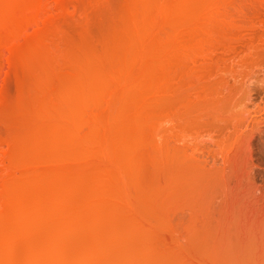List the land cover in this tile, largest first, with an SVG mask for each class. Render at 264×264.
I'll return each mask as SVG.
<instances>
[{
  "label": "rangeland",
  "instance_id": "rangeland-1",
  "mask_svg": "<svg viewBox=\"0 0 264 264\" xmlns=\"http://www.w3.org/2000/svg\"><path fill=\"white\" fill-rule=\"evenodd\" d=\"M23 1H24V3H27L29 0L28 1L26 0V2H25V0H23ZM66 1H68V0H65V2H63L62 0H42L43 4H45L44 6H46V5L48 6V7L47 6L44 7L42 5L43 6L42 7L43 10L47 11L50 8V10L47 11L46 13H44V12L42 13V15H45L46 18L49 20V21L47 20L48 24L46 23V20H42V19H45L44 16L42 18L39 17L38 20H40L41 22L40 21H39L40 23L37 22V21L36 22L40 24V27L42 29L40 34L38 33L40 30L38 32L37 31L33 32V29H36L39 26V24L37 26V24L34 22L35 25L33 26L31 24L30 25L31 28L28 27L29 25H27L26 27L29 28V29L27 28V30H29V31H24L22 33L23 34L22 37L25 38V36H27V34L30 35L31 32H33V33H31L30 37H27L28 39L27 38L21 39L20 40L21 44L20 43L16 44V47H17L18 51L15 50L16 48L14 49V46L13 47L12 46H8V45L5 46V44H8V43L5 42V41L0 40V116H1L0 120H2L0 122V194H1L0 197L2 196L0 198V206H1L0 207V213H1L2 209H3V212H5V210H6L5 206H7V202H8L6 198H9V196L7 194H5V190H6V189H4L6 187L5 185H8V184L10 185L11 183H12L11 186H15V183H16V185L18 183V184H21V185H23L25 187H28V189L31 188V190H33L35 188L37 190H39V188H42V186L45 187V185H43V182L46 181V180H53V178L59 179V177H61L59 180H62V181H65V182L68 180L67 182H70V181H72L71 178L77 179V178H75V176L78 175V173L81 171L79 173V176L81 175L80 178H82V180L78 176H76V177H78V179H79L78 180V182H79L78 185L81 184V186L79 188H80L82 194L80 196L71 197L72 199L71 198L67 199V203L64 206L67 205L66 207H68L69 209H70V207L73 206L72 207V209H73V208H77V206L79 205L78 206L79 208L83 207V209H84V211L82 209L81 212L82 211L83 212L87 211L86 213H90V212H93L94 210H91V208H90V210H91L90 211L89 208H86V206L84 208V206L81 205V203H82L81 200L83 199V193L86 192V190H88V188L90 187V184H91L90 181H91L92 176H94L95 173H96V175L101 173V176H105V173L111 172L118 178V176H117L118 175V172H117L118 169H117V167L113 166L114 165L113 163L116 161L115 160L116 157L114 155L110 154V156L112 155V157H110V159H109V156H108L109 153L106 156V157H108L107 158L108 161L106 160L105 155H103V154L102 155L104 156V158L102 157V159H101L100 155H93V159L94 160L91 158L92 159V161H91L92 163L89 160L90 165H88L89 163L88 164L85 163V165H84V162L82 161V165H84V166H82V165H80L81 162L78 164V163H76V161H74V163H75L74 164L75 167H74L73 166V162H72L73 159H72V161H70L72 164L67 160L70 163L71 171L74 170V171H72L74 175H72V172H70L69 169L67 171V168H65L66 169L65 172L63 171L64 168L58 169L60 167V165H62V166L65 165L64 167H66V164H68L67 166L69 168V163H64L63 162L64 164L60 163V165L56 164V165H58V166H56V165H53V162H52V166L53 167L56 166L58 171H59L58 172L56 169H53L54 172L51 171L53 173V175H52V173H50V171L48 172L49 169L45 170V168H44L45 166L47 168V165H48V167H49V165H50V167H52L51 166V162H50V164H47L48 162H44V165H43L44 167H42V165H41L42 163L40 164V166H39V164L35 165V163L30 165L29 162H25V161L23 162L22 159L19 158L20 157L19 155L30 152V150H28V148L29 147L33 148L32 145H33L34 141L37 140L36 138H34L35 139L34 140L32 138L33 135L28 133V131L30 130L29 128L32 129L31 123H33L35 121L34 118L31 115L33 113L32 109L33 108L35 109L36 106H37V103L36 102L34 103V101L35 100L37 101L38 100V96H41L39 92L36 93V94H38V96L36 94H34L37 91L36 90L37 87L39 88V86L37 85L38 83H36L38 80H36V79H39V77H41L42 74H43L41 67L44 66L45 64H51V65L53 64L52 65L53 66V70L49 71V74L51 72L49 81L52 82L53 79L55 80V81L53 80V82H52L53 84H54V82L57 83L59 81V80L57 81V79L59 78V75L61 76L60 78H63V77L65 78L66 75L68 76V74L70 73L69 69H71L70 66H68L69 64H71L72 62L73 63L75 62V64H76L78 61L83 63L82 61L85 58H87L86 59L87 61L89 60L90 62H92V65L93 64H94V66H96V65L98 66L99 65L101 69H105L106 70V68H109V67L114 68L117 65V62H115L114 58L112 57V55H110V53H111L110 51H112V53H113V51H115V50H112V49L117 48L116 45H118V44L120 45V43H121L119 41H121L120 39H122V37H119V36L120 35L124 36L123 32H122V28L124 26V23L127 21V20H125V18L127 17L128 10L130 11L131 6L133 4L135 5V3L139 4L140 2H142V0H129V1L128 0H98V1H101V2L103 1L102 3L101 2L100 3L97 2L96 3L97 5L94 3V5H96V6L99 5V8H100L99 9L96 6L94 7L93 0H83V2L85 1L84 2L85 4L82 3V0H78V1H80V3H81L83 8H81V6H79L80 4L77 2V0H75L79 4L78 5V7H80L79 9H83L81 11L78 10V12H77V9H78L77 4L73 3L74 2L73 0H72L73 2L70 0L68 2L69 3L72 2L73 4L71 3L72 5L71 4L68 5V2H66ZM90 1H92L91 2L92 4H90ZM145 1H147V0H143V2H145ZM201 1H204V0H175V1L173 0V2L171 1L173 3V5H174L173 8L176 9V11H177V12L174 11V13L176 12V14L174 15L175 17L170 15L171 17L169 19V17L166 16L165 19L167 21H165V19L163 17L161 18V15H160L159 19L157 18L158 20L156 19L155 23H152L151 24L152 26L150 25L151 27H149V29H147V32L144 33L145 37L148 35L149 32H151L153 30H155V31H153L154 34H153V32L151 33L152 35H157V33L159 34V32H162V30H163V35H164L165 29H167V28H165V25H166V27H167V25H168V27L172 26L173 30H174V28L177 29V31H174V32H178V31L179 32L180 31L183 32L185 30V27H184L185 21H187L186 22L187 25H189L191 23L190 22L191 20H192V23L195 22V21H193V14H196V15L199 16V13H200V16H201V15H203L205 13L204 11H201L200 9H204V7L202 5H205L206 2H207L206 6L208 7V1L207 0H206V2L204 1L203 4L201 3ZM232 1H234L232 3V6L230 5V7H228V10L226 9L230 13V15L227 14L228 12L225 10V8H223L222 10H225L226 13L224 11H221V13L223 12L222 14H224V15L221 14V16H223V18H225V17L228 18V16H230L228 18L229 20L228 19L227 20H228V23H231L230 24L231 26H229V27H232V28H228L229 29L228 32L231 31L229 33V36H230L229 39H231V40H229L228 38H226L227 40L226 39L225 40L227 42L229 41L231 43L228 42L230 44V46L227 44V42L225 44H227L229 47H232L233 49L229 48L230 49V56H229V54H227V52H229V49H225L226 51L228 50L225 53V52H223L224 49L222 50L223 46L221 47L219 45L221 47L220 48L221 51H220V49L218 47L216 48V49H219V50L215 51L214 54H216V55L214 56V54H213V56H214L213 58H214L215 61L218 60V63L220 64V66H218V67L220 69L218 67H216L219 70L215 69V70H217V72L215 74H212L213 75L212 76L213 80L209 79L211 83L209 82V85H208V88H209L210 84L213 85V87H216L217 95L219 94L220 97L217 96L216 94L214 96H212L214 100L216 99L215 101L212 98H206V97L204 98L203 95H202V93H203V91H202L201 96L204 98V102H202L201 107L200 106L199 107L202 108V106H205V104H207V102H210L206 107L208 109V113L210 112L209 114L211 116L210 115L208 116L206 114H203L204 116L202 115V113H207L206 107H204L205 108L204 111L202 110V112L200 114H199L200 110L196 109V110H198V112H196V110H195L194 116L191 115V116H193V120H194V117H195V121L196 120L198 121V122L197 121L194 122L195 124L196 123L200 124L202 122L205 123V121L209 117L208 118L209 120H207L209 122V127L205 128V129L204 128L201 129V127H200L201 125L200 126L198 125L200 127V131L198 130V132L199 133L201 132L200 135L202 134L203 136L206 133V136H204L202 138L209 139V141L211 143L210 142H207V143H210L209 144L210 145L209 148L213 147L212 148L213 149L212 150L213 153L218 154V156L221 153L222 154L219 157L217 156V158H216V155L212 154L211 151H209V153L207 151V154H208L207 155L208 158H207L205 152L203 153L202 150H199L200 154L202 152L205 155V156H202V155L199 154V156H202L203 159H202V157H199L197 155L198 154L197 151L195 152L197 156L194 154V156H196V158H197L196 159L197 161L194 160V159H191L192 157H190V155H192L193 153L191 152V154L189 155L190 152L187 153L188 152L187 150H192V149H189L187 146H185V143H184L185 141H183L184 138H182L181 135H183V133H184L185 135L183 137H187L186 143L189 140L192 141V139H194V141L197 140V139L199 140V137H201V136L200 135H198V136L194 135V136H196V138H194L193 136L191 137V135H193V133L187 132V127H185V124H184V123H187V122H184V120H186V117L184 118V116H185L183 114L184 112L183 113L181 112L183 114V115H180V116H182L181 118L178 116L179 115L178 113H177L178 115L173 114V115L176 116V119L180 118V119H182V122H183V126H182V124L178 125L177 129H178V134L180 135L179 138H182L181 142L184 143V146H182V143L179 141V138H178V140L176 139L178 134L176 136H174V137H176L175 138L176 140L174 139V144H172V146L173 145L175 146V149H176L175 151H176L177 155H178V152L180 153L177 156V158L174 155H171V157L174 156L175 159L171 158L170 155H169L168 157H170V159H172V160H170L168 158V160H169L168 161L166 157H165L166 159L163 157V159H162L163 161L161 162V159H160L159 163L161 162V165L158 163L160 165L157 168L158 171H157V169H155L157 167V166H155L156 163H151L152 161H147V159H148L147 158L146 159V163L144 162V165H142V166H144L143 168L139 169V167H137V170L138 169L140 170V172H138V176H137V179H136L139 185L134 184V186L137 185V187L135 186L136 188L134 186H131V190H130L129 194L126 195L127 197L124 196V195H122V197H121V195H119L120 193L116 189H114L115 181L113 180L112 183L110 181V180H112V178H110V180H109V178H108V180L106 179L102 183V185L99 184L95 188L96 196H98V197L100 196V197H102V199L103 198L104 199L102 201V199L100 198L99 200H101L102 202L100 203V201H99L98 203H100V204L97 203V206L95 205L92 208L94 209L95 207H98L99 209H97V208H95V209H97L99 212L101 210L105 211L107 209L106 212H103L105 214V215L103 214L104 217L102 216L105 219V221H103L104 219H102V217L100 216L101 218H100L99 222L100 221L103 222L101 224L102 226H106L107 227L108 223L110 222L111 224L109 223L110 225L108 226V227H110L112 224H114V222L119 221V222H116L115 224H117V223L120 224V223H122V220H123V222L125 224H129L130 223L129 225L131 227L132 226L135 227V228H133V229H135V231L134 232L132 231L133 233L130 235V236H133V239H132V237H129L130 239H127L126 236H124L122 238V240L124 238H126V240L124 239V241H122V240L117 241V239H116V241H115L114 240L115 237L117 238L119 236V235H117V236L115 235L116 232L114 234H112V236L115 235V237L113 236L114 238L111 237L112 240L109 238L108 242H110V240L113 243H114V241L118 242L116 244L118 249H121V252H123L124 258L127 257V259L125 261L126 263L122 261V263L120 262L119 264H123V263H125V264H131V263L132 264H137V263L138 264H141V263L142 264H152V263L153 264H264V123L260 124L259 125L260 127L257 130H254V128H253V124H254L253 122L254 121L253 120H254V117H256V116L254 115L255 114L253 112L254 110H252L253 106L251 104H249L248 101H246L245 103H242V104H235L237 102V100H235L234 98L237 99V96H236L237 95V93H236L237 92V90H236V86L237 85H235L236 84L235 82L237 81L236 77H237V71H238V61H237V59L234 56L235 54H233L234 53L233 52L234 48L236 49V47H238V43L235 44L236 40L238 39V41H239L240 36L244 37V35H246V34L248 36V35L253 33L252 36H253V39L255 40L256 38H254V34L256 35V32L258 33V31H259L260 33H258V34H260V36H258L257 39L259 41V39L261 38V41L258 42L257 39H256L255 40L256 44L253 41V45L262 46L264 44V42H263L264 41V36L262 35V34H264V0H263V2L260 5L258 4V9H257V11H255L256 14L252 15L253 16L252 17L253 18V22H252L250 16L246 17V15H245L244 18H239L237 16V14H235V13H238V15L241 14V13H239V12H241L240 9H242L241 8L242 6L240 4H242L244 2L241 1L242 3H238V0H237V2H236V0H231V2ZM130 2H131V4H130ZM62 3L64 4V5H62L63 7H65V3H67L68 7L67 6L65 7V10H66V8H68L67 9L68 10L67 13L64 11V8L62 10V6H61ZM234 3H235V5H234ZM74 4H76V7H75ZM242 5H244V4H242ZM176 6H177V8H176ZM245 6H247V5H244L243 8ZM237 7L239 8V11L237 10L238 9ZM261 7H263V11H262ZM102 8H103V11H104L103 13L101 12ZM104 8H105V10H104ZM113 8H115V9H113ZM206 9L208 10V8L205 7V11H206ZM111 10L113 11L112 13H111ZM199 10H200V12H199ZM242 10H246V7L244 9H242ZM259 10H260V12H259ZM59 11H61V12H59ZM114 11L116 13H114ZM125 11L127 13H125ZM80 12H82V13H80ZM201 12H203V14H201ZM245 12L247 13V10ZM69 13H71V14H69ZM100 13H102V15ZM106 13H107L108 16L105 15ZM258 13H260V14H258ZM177 14H179L180 16L182 15V17H180ZM188 14H189V17L192 16L191 19L188 18V16H187ZM47 15L51 16L50 19L51 18H53V19L50 20ZM55 15H56V17H55ZM119 15L121 16V18H120ZM176 15H177V18L179 20L176 18ZM183 15H186V16H183ZM235 15L237 16V19H236ZM241 15H243V14H241ZM241 15H240V17H241ZM256 15H257V18L255 17ZM111 16H113V18ZM1 17L3 18V14L0 15V18ZM186 17L188 19H186ZM60 18L63 20V22H62V20ZM105 18H106V20H105ZM109 18L110 19L112 18L111 21H110ZM171 18H173V19L176 18L177 26H175L176 25L175 21H174V26L175 27L173 26V24H172L173 21L171 22V20H172ZM196 18H197V16L195 17L194 20L197 21L198 19H196ZM238 18H239V20H238ZM54 19H55V21H53ZM56 20H58V21H56ZM168 20H170V23L168 22ZM224 20H226V19H224ZM231 20H233V21H231ZM199 21L201 22V19ZM240 21H241V23H240ZM242 21H244L245 23L243 22L244 23L243 24ZM51 22L53 24H51ZM49 23H50V25H49ZM59 23H60V25H59ZM156 23L158 25L155 26ZM107 24H108V26L110 28L107 26ZM195 24H196V22H195ZM227 24H226V26H228ZM242 24H243V27L240 28V30H241L240 31L238 29V27L242 26ZM190 25H194V24H190ZM244 25H246L245 28H249L250 27V30L249 29L245 30ZM251 25H253V27ZM104 26H105V28H103ZM106 26H107V28H106ZM196 26H192V27L196 28ZM208 26H209V24H208ZM152 27H155L156 29H154V28H153V30L150 29ZM160 27H161L162 30L159 29ZM192 27H190V28L187 27L186 29H191ZM163 28H165V29H163ZM251 29L253 30V32H252ZM197 30H198V27H197ZM60 31H62V32H60ZM84 31L86 32V34L84 33ZM171 31H172V28H171ZM189 31H191V30H189ZM237 31H240L241 33L237 32ZM249 31L252 32V33H250ZM25 32H27L26 35H25ZM106 32H108V33H106ZM120 32H122V34ZM242 32H243L244 35H242ZM34 33H37V35H33L32 36V34H34ZM231 33H233V34H231ZM234 33H235L236 36L234 35ZM238 33H239V35H238ZM92 34H94V35H92ZM151 34L149 33V35H151ZM179 34H181V33H179ZM183 34H186V33H183ZM188 34L189 33L187 32L186 38L189 39L190 36ZM38 36H40V37L42 36V37L40 38ZM176 36H174V38L176 37L175 40L177 42L178 34H176ZM237 36L239 38H235ZM247 36L245 38V41H247V39H248ZM84 37L87 38V39H85ZM117 37H119V38H117ZM179 37H180V35H179ZM184 37H185V35H184ZM242 37H241V39H243ZM256 37H257V35H256ZM42 38H43V43H42ZM47 38L51 39V41L50 40L47 41L48 40ZM116 38L119 39V40H117ZM147 38H148L147 41L149 40L147 43H149V44L148 45L146 44L147 46H144V47L142 46V47H140L141 49L140 48L139 49L141 51L142 49L145 50V48H146V51H148L149 53L147 52L148 54L145 56V53L143 54V52H142L143 56L140 59V62H138V63H142V65L141 64L140 65L137 64L139 67L136 65L135 69L138 68L137 70H139L141 66L145 67L147 64H149L148 67L151 65L152 68H154L153 71L156 72V74H160V73H162V71L160 72L159 69H161V68L158 67L159 64L157 65V60H156V58H154L156 56H155V54L153 52L150 51V49L153 46H155L154 43L156 42V40H155L156 37L148 36ZM182 38H183V35H182V37H180V40ZM251 38L252 37H250L249 40H251ZM0 39H3V38H0ZM17 39L18 38L16 37L15 40H17ZM232 39L235 40V41H232ZM262 39H263V41H262ZM13 40H14V38H13ZM13 40H11L12 41L11 43L15 42ZM87 40H88V42H87ZM154 40H155V42H154ZM33 41L38 43V44L41 42L43 45H46L49 42L51 47L49 48V46H48L49 44L47 45V47L53 53H55L56 51L57 52L59 51L58 55L56 54V56L53 57V59H52V57L48 56L49 58L47 57L44 60L31 58L33 61H35V62H32V60L29 58L28 61H27V56L24 59V54L27 53L26 55H28V53H29V50H28L29 47L28 46L29 45L31 46L30 50L32 49L33 45L36 46ZM77 41H79V43ZM178 42L181 43L180 41H178ZM184 42L188 43L186 40L183 41V43ZM232 42H233V44H232ZM2 43H4V45ZM24 43H25V46L27 45L26 47L24 46L25 48L23 47ZM40 44H39V46H40ZM63 44H65V45L63 46ZM234 44L237 45V46H235ZM21 45H22V47L24 49L19 47ZM114 45L116 47H114ZM226 46H224V47H226ZM47 47H42V48L48 49ZM263 47H264V45H263ZM10 49H14L17 53L15 52V54H14L13 53L14 51L11 52ZM19 49H20V51H19ZM24 50H25V52H23ZM98 50H99V52H98ZM261 50L260 51L257 50V52L260 54ZM21 52H23L24 54L22 55ZM216 52H218V53H216ZM81 53H83V54H81ZM253 53H255V55H257V57L256 56H254L255 58L254 57L253 58L250 57L252 59L250 60L248 58V60L251 61V63H252L251 67L255 66L254 69H253V72L255 73V75L256 74L260 75V72L262 70H264V66H263L264 63L261 62V59H260L261 56L258 55V53L254 52V51H253ZM72 54H73V56H72ZM85 54H87V55H85ZM108 54H109V56H108ZM222 54H223L224 59L222 58ZM18 55H20V56H18ZM88 56H89V58L91 57L92 59L91 58H90L91 60L88 59ZM103 56H104V59H103ZM106 56L108 58L111 56L112 62L110 61V58L107 59ZM152 56H153L154 60H153V58L149 59ZM216 56H220L221 58L220 57L217 58ZM62 57H63V60L61 59ZM215 57H216V59H215ZM225 57H227V58H225ZM20 58H23V60H21ZM67 59L70 60V62L71 61L72 62L69 63V61ZM225 59H226V61H225ZM14 60H17V61H14ZM248 60L246 62V65H248ZM258 60H260V61L258 62ZM252 61L253 62L255 61L254 64H253ZM25 62L27 63V65H29V66H27L29 69L26 67V63ZM113 63H114L115 66H111ZM24 64H25V66H24ZM31 64H32V66H31ZM33 64H35V65H33ZM90 64L91 63H89V65ZM255 64L258 65L257 68H256ZM176 65L179 66L178 64H176ZM39 67H40V69H39ZM62 67L64 68L63 69L64 71L66 70L65 73L62 70ZM174 67H175V65H174ZM174 67H172V68L174 69ZM176 68H178V67H176ZM200 68H201V66H200ZM180 69L181 68H179V70ZM247 69H249L248 71H250V68H247ZM260 69H261V71H260ZM107 70H109V69H107ZM149 70L152 71V69H150V68H149ZM175 70H176V75L179 74L178 73L179 70L178 71H177V69H175ZM202 70H204V68ZM215 70H214V72H215ZM173 71L174 70H172L171 72H173ZM226 71H227V73L229 72L230 74L228 73L227 75H224V74H226L225 73ZM53 72H54V75H52ZM196 72L198 73V70ZM57 73H59V74H57ZM39 74H41V75H39ZM172 74L175 75V71ZM204 76H202V77H204ZM54 77L57 78V79H55ZM202 77L200 79H202ZM233 78H234V80L235 79L236 80L233 81ZM28 79H29V81H28ZM205 80L207 82H205ZM205 80H202V83L205 82L206 86H207V83H208L209 80H207V79H205ZM254 80H256V79L254 78ZM198 81H201V80H198ZM212 81L214 82V84H213ZM217 81H219V83ZM23 82L25 83L24 85H23ZM254 82H256V81H254ZM34 83L37 85V87H36V85ZM258 83L259 82L255 83V85L257 84L258 87L257 86L255 87L254 83H253L252 89L253 88L255 90L258 89L256 91L253 89L254 90L253 96L254 97L257 96L255 98V100L257 99L258 102L260 101L261 104H263L262 100H261L262 99L261 97L263 96V93L261 92L262 91V86H261V83H259V85H258ZM176 84L177 83H174L173 85L176 86ZM32 85H33V87H32ZM175 86H174V89H175ZM178 86H179V84H178ZM204 86H205V84H204ZM24 87H26V88H24ZM186 87L189 88L187 85H186ZM197 87H199V85H197ZM197 87H195V89H197ZM184 88H185V86H184ZM199 88H201V87H199ZM202 88H201V90H202ZM182 90H183V88H182ZM184 90L187 91L188 89L187 90L184 89ZM201 90H199V92ZM208 90H210V89H208ZM175 91L177 92V90H175ZM192 91H194V89ZM197 91L198 90H196V92ZM205 91H204V93H206ZM147 92H149V91H147L146 89L141 90L140 88L139 89L138 88H134L131 91V97H133V96L136 97V95L138 97H140V94L141 95L142 94L145 95ZM179 92H182V91L179 90ZM191 92H189V93L184 92V93L190 94ZM194 92H193V94H194ZM171 93H169V95ZM260 93L262 94V96H260L261 95ZM186 94L184 96H186ZM222 94H223V96H222ZM165 95L167 96V94H165ZM169 95H168V97H170ZM171 95L173 96V94H171ZM176 95H179V94H176ZM149 96L151 97V95H149ZM160 96L163 99V94H161ZM172 96L170 98H172ZM198 96L199 95H197V97ZM208 96H210V92H209ZM168 97L166 98L164 96V98H166V101H167ZM191 97L194 98V99L197 98V97L195 98L193 96H190V98ZM119 98H122V96H120ZM119 98L116 99L117 102H119V101L121 102L122 101V99H119ZM158 98H160V97H158ZM187 98H189V96ZM40 99H42V98L40 97L39 101H37V102H40ZM114 99H115V97H114ZM150 99H152V98H150ZM177 99H179V97L176 98L174 100V102H173V100L172 101L170 100V101H171V103L172 102L175 103V101H177ZM184 99H185V97H184ZM154 100H156V99H154ZM182 100H183V97H182ZM212 100L215 103L211 104ZM109 101H112V100H108V103H109ZM123 101H125V100H123ZM166 101H164V102H166ZM22 102H23V104H22ZM160 102L161 101H159V103ZM178 102H180V100H178L176 103H178ZM195 102H197V100ZM102 103L105 104V102H102ZM111 103L113 105H115V102H111ZM150 103H152V102H150ZM167 103H170V102L168 101ZM173 103H172V105H173ZM203 103H205V104H203ZM33 104H36V105H34L35 107L33 106ZM104 104L102 106L105 107V108L102 107L103 111L101 110L102 111L101 115H103V117H104V115H106V116L104 117V121L99 123L100 124L99 125V130L101 128V130H100L101 134L100 133L99 134L100 135H104L103 134L104 132H106V131L108 132L109 131L108 133H106V135L109 134L107 136L111 137L112 134L114 135V133L116 132V129L120 128V126L118 128L119 124L116 125L114 123H109V121H108V124H110V125H107V121L105 120V118H107L108 114H110L108 109H111V108L110 107L108 108L107 101H106V106H104ZM116 104L118 105V103H116ZM161 105H162V102H161ZM180 105H181V102H180ZM151 106H153V104ZM177 106L179 107V110H182L181 106H179V103H178ZM195 106H196V104H195ZM238 107L239 108L242 107L243 109L241 108L240 111H239ZM30 108H32V109H30ZM115 108H116V105H115ZM244 108H245V110H244ZM22 109H24V110H22ZM120 109L121 110L123 109V111H124V109H126L125 110L126 114L127 115L130 114V111H129V109L127 107L126 108H124V107L122 108V103H120L118 105V109L117 110L121 111ZM185 109H183V111ZM31 111H32V113H31ZM125 111H124V113H125ZM186 111H187V109H186ZM188 111H187V113H189ZM237 111H238V114H237ZM245 111H246V113H245ZM175 112H176V110H175ZM192 113H194L193 110H190L189 114H192ZM197 114H199V115L197 116ZM3 115H4V117L2 119ZM248 115H250V116H248ZM189 116H187L188 119H189ZM199 116L201 117V119H200ZM172 117H171V119L175 118V117H173V118ZM196 117H197V119H196ZM220 118H222V119H220ZM4 119L6 120V122H5ZM188 119H187V121H188ZM13 120H14V122H13ZM165 120H166V122L168 124H169V121H171L170 117H169V120L168 119H165ZM173 120H174V122L178 121V124L180 122L179 119L177 121H175V119H173ZM214 120H215V122H214ZM162 121H163V119H162ZM224 121H225V123H224ZM16 122H17V124H16ZM166 122L164 121V122H160V123L166 124ZM174 122H172V124ZM190 122H192V118L190 119ZM208 122L206 124H208ZM194 123H190V124H193L192 125L193 130H194V127L197 129V127H196L197 125L195 126ZM204 123H203V125H204ZM237 123H238V126H237ZM168 124H167V126H168ZM190 124H188V125H190ZM33 125H35V122L33 123ZM113 125L114 126L116 125V126L114 127ZM211 125H213V127L215 125L214 128L216 129V127H217V129L216 130L213 129V127ZM107 126H110V128L107 127ZM111 126H112V128H111ZM167 126L166 127L163 126L166 129L163 128L162 126L161 127L164 130H167ZM169 127H170V125H169ZM173 127L174 126H172V128ZM219 127H221V128H219ZM17 128H18V130H17ZM113 128H115V129L113 130ZM191 128L189 130H191ZM177 129L176 128L175 129H170L169 128L168 130H170V132H171L170 134L173 136V133H172L173 130L177 131ZM206 129L208 130V132H206L207 131ZM222 129H223V131H222ZM213 130H215V132ZM218 130H220V131H218ZM259 130H260V132H259ZM26 132L28 133V135L30 134V138L27 136ZM117 132H118V130H117ZM117 132H116V134H117ZM191 132H192V130H191ZM195 132H197V130ZM176 133L177 132H175V134ZM199 133H197V134H199ZM207 134L208 135L211 134V136L213 135L212 136L213 138H211ZM115 135H114L115 138L112 139V137H113L112 136L111 140L114 143H118L117 141H119V139ZM218 136L220 137L221 140L218 139L219 138ZM26 137H27V139H26ZM116 137H117L118 140L116 139ZM30 139L31 140L33 139V140L31 141ZM115 139H116V141H113ZM204 139L203 140L200 139V140L204 141ZM198 140H197V142H198ZM214 140H215V142H214ZM27 141H28V143H29V141H31L32 145H31V143H30V145L29 144L27 145ZM170 141L173 142L171 139L169 140V137H168V142L170 143ZM190 141H189L188 144L191 143ZM194 141H192V144H193ZM216 141H220V142H216ZM109 142H111L110 139H109ZM112 142H111V144H112ZM179 142L181 143V145H180ZM202 143H204V144H202ZM205 143L206 142H201L203 150H204V146L207 145V144L205 145ZM212 143L213 144L214 143L215 144L218 143V146L221 145L222 148L220 146L218 147L217 144L213 145ZM194 144H195V142H194ZM19 145H20L21 148L19 147ZM112 145L114 146V144H112ZM26 146H28V148ZM207 146H206V148H208ZM23 147L25 148V151L27 149L28 152H25ZM144 147H146V146H144ZM184 147H187V148H184ZM142 148L139 149V150L140 151L143 150L145 153H147L145 151V149H147V147L143 148V149ZM183 148L186 149V150H184ZM190 148H191V146H190ZM215 148H216V150L214 151ZM31 150H33V149H31ZM183 150H184V152L186 151V154L183 152ZM205 150H209V149H205ZM166 153H167V151H166ZM170 153L172 154L173 152L171 151ZM182 153H183V155H182ZM184 155H185V157H184ZM214 156H215L216 160L218 158H219V160L214 162V160H215ZM90 157H92V156H90ZM113 157H115V159ZM209 157H211V158H209ZM79 158L82 160L81 157H79ZM111 158L114 159V160H112ZM198 158L202 159L203 161L199 160ZM86 160H88V159H86ZM187 160L190 161V162L194 161V163L192 162L193 164H191ZM208 160H210V162ZM212 160H213V164L211 163ZM204 161H207L210 164H208L207 162H206V164H204ZM77 162H79V161H77ZM164 162H165V164H164ZM45 163L47 165H45ZM26 164H29V165H26ZM196 164H197V166H196ZM207 164L209 165V167H208ZM78 165H80L82 167L80 168ZM189 165L192 166V167L190 168ZM193 165H194V167H198V168L194 169ZM202 165L206 166L207 169H206V167H203ZM211 165L212 166L215 165V167L213 168ZM77 166L79 168H77ZM25 167L27 169H29V170H27ZM38 167H40V168H38ZM56 167H54V168H56ZM112 167H113L114 171H112L113 170ZM37 168L39 170H41V171L39 172ZM74 168H76V169H74ZM115 168L117 170H115ZM211 168H213V169H211ZM142 169H143V171H141ZM154 169H155V171H154ZM50 170H51V168H50ZM207 170H209V171H207ZM11 172L14 173V174H12ZM35 172H36L37 175H35ZM45 172H46L47 175L45 174ZM116 172H117V174H116ZM141 172L143 174H141ZM41 173H43V174H41ZM54 173H56L55 176H54ZM49 174L52 175V177L53 176L54 177L52 179H50L51 176ZM63 174H64V176H63ZM91 174H93V175H91ZM84 176H85V178H84ZM36 177H38V178H36ZM64 177H65V179H64ZM31 178L32 179H34V178L39 179V181L38 180L35 181V179H34V181H35L34 184H36V185L31 184V182H30L31 180L30 181L28 180V179H31ZM69 178H70V180H69ZM139 178H141V181H140ZM150 179H151V182L149 181ZM3 181H4L5 184L2 183ZM134 183H136V182H134ZM140 183H141V185H140ZM143 184H146V185L144 186ZM104 185L107 187V189H106V187L104 188ZM142 185L144 186L145 189L143 188ZM99 186H101V187H99ZM44 187H43V189H44ZM141 188H143V189H141ZM43 189H41V191ZM134 189L136 190V192L138 191V194L135 192ZM141 190H142V193L139 192ZM110 191H112V192H110ZM3 197H4L5 200L2 199ZM79 198L80 199L82 198V199L80 200ZM110 198H111V200H110ZM155 198H156V200H155ZM79 200H80V203L77 202ZM112 200L115 201V203ZM136 202H138V203H136ZM46 203H47V201H46ZM4 204H5V206H4ZM69 204H71V205H69ZM75 204H76V206H75ZM46 205H47V207H49L48 203ZM106 205L108 207H106ZM64 206H62V207L60 206V208L58 207L57 209H56V207H54L52 209L51 206H50V208H46L45 209L46 211L44 210L46 212L45 213L46 215H44V213H43L44 218H47V219L48 218L49 219L56 218V220L58 218V220L60 221L61 224L62 223L64 224L65 222L69 223L70 221H72L71 219L74 220V218H71L72 215L69 216L70 215L69 211L66 212V210H64V209H67ZM113 207L117 208V211L115 210V208L113 209ZM118 208H120V209H118ZM110 209H113V211L116 212V213H111L112 211L110 212ZM97 210H95V211H97ZM86 213H84V214H86ZM100 214L102 215V213H100ZM108 214H109V217H108ZM111 214L113 216H111ZM53 216H55V217H53ZM107 217H108V219H107ZM123 217H125V218H123ZM112 218H113V220H111ZM2 219H0V228H1L0 229V237L1 236L3 237V234H6V233H4V231L7 232V230H5V228L7 227V224H8L6 222V219H4L6 223H4V220H2ZM115 219H117V220L115 221ZM124 220L127 221V223ZM2 222H3V224H2ZM104 222L107 225L106 224L104 225ZM66 223H65V225H66ZM70 223H72V222H70ZM4 224H6L5 228H3ZM74 224H76V221H74V223H72L71 225L69 224L70 226L68 224L67 225H68L69 228H71L72 225L74 226ZM85 228L87 229L88 226L85 227ZM6 229H8V227ZM35 229L32 231L33 233L29 235L30 237H32V239L29 236L28 237L27 236L26 237L25 236H21V237L18 238L19 240L17 239L16 241H13V239H10V242H8L9 240L5 239V237L8 238L7 234H6L5 237H3V239H4L5 242L7 241L6 243H8V244H5V245H7V247H5V245H4L5 242L3 241V244L1 243L2 245L0 246L1 247L0 248V253H2V254H0V256H1L0 263H3V264H32V263L33 264H50V263L51 264H56V263L57 264H84V262L80 261V260H82L81 257L83 258L84 254L87 252L88 247L91 246L94 243L93 241H95V240L93 239V237L95 236L94 238H96L97 237V233H98L95 229L92 230V231H95L97 233H92L91 229L90 230L89 229H87V230L83 229V230H85V232L82 231V230L81 231L80 230L79 231H75V230H78V228L75 227V226L72 228V229H75L74 230L75 232L71 231L72 229H70V232H72V233H70L69 236H68V234H69L68 232H67L68 234H65V233L60 234L59 233L60 234V236H59V234L56 233L54 230H49V229H47L45 227L44 228L43 227H41V228L37 227ZM88 230H89V232H88ZM68 231H69V229H68ZM8 232H11V231L8 230ZM1 233H3V234L1 235ZM84 233H85V235L83 236ZM87 234L88 235L91 234V237L90 236L87 237ZM8 235H10V233H8ZM63 235H65V236H63ZM49 236H51V237H49ZM109 236H111L110 233H109ZM109 236H107L106 238L108 239ZM48 237L51 238V239H49ZM60 237H62L61 240H60ZM65 237L68 238V239H66ZM89 237L91 238V240H89ZM121 237L122 236H120V239H121ZM139 237H140V239H139ZM28 238H29V240H28ZM42 238H44V239H42ZM47 238H48V240H47ZM57 238H59V239H57ZM77 239H78V241H77ZM99 239H100V237H99ZM96 240H97V238H96ZM102 240H103V238H102ZM106 240H105V242H106ZM11 241L14 243L13 247L10 246V245H12ZM58 241H59V243H58ZM55 242H56V244H54ZM82 242H84V243H82ZM99 242L101 243L102 241H99ZM24 243L26 244V246H25ZM87 243H89V244H87ZM113 243H112V246H113ZM134 243H136V244H134ZM18 244L21 245L20 246L21 248L19 247ZM50 244L51 245L53 244V246L50 247ZM149 244H151V245H149ZM67 245H69V246H67ZM94 245L96 246V244H94ZM116 245H114V247H116ZM2 246H4V247H2ZM36 246H37V248H36ZM84 246H86V248ZM54 247H55L56 250L55 249L52 250V248H54ZM131 247H133V248H131ZM2 248H3V250H2ZM11 248L13 249L12 253L10 251V250H12ZM44 248H46V249H44ZM40 249L43 252L44 251L45 252L43 253ZM48 249H49V251H48ZM84 249H85V251H84ZM50 250H52L51 253H50ZM125 251H126V253L128 252V254L124 253ZM143 251H144V253L142 254ZM149 253L151 255H149ZM160 256H162L164 259L162 257H160ZM2 257H4V258H2ZM29 258H32V260L29 259ZM57 258H58V260H57ZM155 258L156 259L158 258L157 261H156ZM161 258H162V260H161ZM66 259H68V260H66ZM75 259L77 261H75ZM27 260H28V263H27ZM30 260L33 261V262L31 263ZM29 261H30V263H29ZM70 261H72V262H70ZM100 261H102V260H100ZM96 262H98L96 264H101V262L99 263V261H96ZM102 263H104V262L102 261ZM92 264H95V262H93Z\"/></svg>",
  "mask_w": 264,
  "mask_h": 264
},
{
  "label": "bare ground",
  "instance_id": "bare-ground-1",
  "mask_svg": "<svg viewBox=\"0 0 264 264\" xmlns=\"http://www.w3.org/2000/svg\"><path fill=\"white\" fill-rule=\"evenodd\" d=\"M28 1V0H27ZM31 1V2H30ZM63 2H65V0H62ZM68 1H70V0H68ZM68 1H66V2H68ZM72 1V0H71ZM74 1V2H73ZM72 2L73 3H76L77 4V7H78V5L79 6H81V8H83L82 7V5H81V3H80V1H78L77 0V2L79 3H77L75 0H73ZM129 1V0H128ZM173 0H147V1H145V2H143V0H142V2H140L139 4L137 3H135V5L133 4L132 6H131V9H130V11L128 10V13L125 11V13H127V17L125 18V20H127L125 23H124V26H123V28H122V32H123V35L124 36H121L120 34V36L119 37H122V39H120L121 41H119V42H121L120 43V45L118 44V45H116L117 46V48H114V47H116L115 45H114V49H112V50H115V51H113V53H112V51H110L111 53H110V55H112V57L114 58V61L115 62H117V65L115 66L114 65V63L111 65V66H115L114 68H111V67H109V68H106V70L105 69H101L100 68V66L98 65H96V66H94V64L92 65V62H90L89 60L87 61L86 59L87 58H85V59H83V63H81L80 61H78L76 64H75V62L73 63L72 61V63L70 62V60H68L69 61V63H71V64H69L68 66H70V68L71 69H69L70 70V73L68 74V76L66 77L65 76V78L63 77V78H60L61 76L59 75V78L57 79V78H55V79H57V83H55L54 82V84L52 83L53 82V80H52V82H50L49 80V78H50V74H51V72H50V74H49V71H52L53 70V64L51 65V64H45L44 66H42L41 67V69H42V76L41 77H39V79H36V80H38L36 83H38L37 85L39 86V88L37 87V85H36V87H37V91L34 93V94H36V93H40V95L41 96H38V94H36L37 96H38V100L37 101H39V98L41 97L42 99H40V102H37L36 100L34 101V103L36 102L37 103V106H36V108L34 109L33 107V109L32 108H30V109H32L33 110V113H32V111H31V115H32V117L34 118V122H35V125H33V123H31V127H32V129L31 128H29L28 130V133H30L31 135H33L32 136V138L34 139V138H36L37 140H35L34 141V143H33V145H32V140L31 141H29V143H28V141H27V145L29 144L30 145V143H31V145L33 146V148L32 147H29L28 148V146H26L27 148H28V150H30V152H28V150L26 149V151H25V148H24V151L25 152H28V153H25V154H21V155H19L20 157L19 158H21L22 159V161L24 162H29L30 163V165L31 164H34L35 163V165L36 164H39V166H40V164L42 165V167H44L43 165H44V162H48L47 164H50V162H51V166H52V162H53V165H56V164H58V165H60V163L61 164H64V163H69L70 161H72V159H73V166H74V161H76V163H80V165H82V161L84 162V165H85V163L86 164H88V165H90V162L92 161V159H93V155H100L101 156V159H102V157L104 158V156L103 155H105V158H106V160L108 161V157H106L107 155H108V153H109V159H110V157H112V155H114L115 157H116V159H115V157H113L116 161L112 164L113 166H115V167H117V169L115 168V170H117V172H118V178L113 174V173H111V172H108V173H105V176H101V173H99V174H97L96 175V173L94 174V176H92V178H91V184H90V187L88 188V190H86V192H84L83 193V199L81 200L80 198V200L82 201V203H81V205L82 206H84V208H85V206H86V208H89V210H90V208H91V210H94L93 212H90V213H86V212H83L84 211V209H83V207L80 209L78 206H77V208H73L72 209V207H70V209L68 208V207H66V206H64L66 203H67V199H69V198H71V197H75V196H80L82 193H81V190H80V186H81V184L80 185H78L79 184V182H78V177L80 178L81 177V175L79 176V173L81 172H79L78 173V175H76V176H78V177H76L75 176V178H77V179H73V178H71L72 179V181H70V182H65V181H62V180H59L61 177H59V179H55V178H53L54 176H55V174L57 173H54V176L52 177V175H53V173L51 172V171H53V169H56L57 171H58V169H62V168H64V172L66 171V169L65 168H67V171H68V169L70 170V172H72V171H74V170H72L71 171V169H70V163H69V168H68V164H66V167H64V166H62V165H60V167L57 169V167L56 166H58V165H56V166H54V167H56V168H54L53 166L52 167H50V165H49V167H48V165L45 163V165H47V168H46V166L44 167L45 168V170H48V172L50 171V173H52V175H50L51 176V178L50 179H52L53 178V180H46V181H44L43 182V185H45V187L44 186H42V188H39V190H37L36 188L35 189H33V190H31V188H29L28 189V187H25V186H23V185H21V184H18L17 183V185H16V183H15V186H11V184L8 186V185H5L6 187L4 188V189H6L5 190V194H7L8 196H9V198H6L7 199V206H5V204H4V206H5V212H3V209H2V211H1V213H0V219H2V220H4V219H6V222L8 223L7 224V227H8V229H6L5 228V225L6 224H4V227L3 228H5V230H7V232H8V230L9 231H11V232H8V233H10V235H8V233L6 232V231H4V233H6L7 234V237L9 238H6L5 237V235L6 234H3V233H1V235L3 234V237H5V239L6 240H9L8 242H10V239H13V241H16L19 237H21V236H29L30 234H32L33 232V230L35 229V228H37V227H39V228H41V227H45V228H47V229H49V230H54L56 233H60V234H63V233H65V234H68V236L70 235V233H72V232H70V229H72L74 226L75 227H77L78 228V230H75V229H72L71 231H73V232H75V231H84L85 232V230H87V229H91V232L92 233H97V240H96V238H94L93 237V239L95 240V241H93L94 243L91 245V246H89L88 247V249H87V252L84 254V256H83V258L81 257V259L82 260H80V261H82V262H84V264L86 263V264H92L93 262H95V264L96 263H98V262H96V261H99V263L101 262V264H119L120 262L122 263V261L123 262H125L126 261V259H127V257H125L124 258V256H123V252H121V249H118V247H117V243L118 242H115L116 241V239H117V241H119V240H122V238L124 237V236H126V238L127 239H130L129 237H132V239H133V236H130L134 231H135V229H133V228H135V227H131L129 224H125L124 222H123V220H122V223H117V224H115L116 222H119V221H116L117 219H115V221L116 222H114V224H112L110 227H108L110 224L108 223V225L104 222V225L106 224L107 225V227L106 226H102L101 224L103 223V222H99V220H100V218L103 216V212H106V210L104 211H98L97 209H99L98 207H95V208H97V209H93L92 207L93 206H97V203L100 201V203L103 201V199H102V197H98V196H96V193H95V188H96V186L97 185H102V183L107 179L108 180V178H109V180H110V178H112V180H110L111 181V183H112V181L114 180L115 181V183H114V189H116L118 192V194L119 195H121V197H122V195H124V196H126V195H128L129 194V192H130V190H131V186H134V184H137V185H139L138 184V182H137V176H138V172H140V170L139 169H141V168H143L144 166H142V165H144V162L146 163V159H147V161H152L151 163H156V165L155 166H157L155 169H157L158 168V166H160L161 165V162L163 161L162 159H163V157L165 158H167V160H168V158L170 159V157H171V155H174L176 158H177V156L180 154L179 152H178V155H177V153H176V149H175V146L173 147L172 146V144H174V139L176 138V137H174V136H176L177 134H178V125H181L182 124V126H183V122H182V119H180L182 116H180V115H185L184 116V118L186 117V120H184V122H187V123H184L185 124V127H187V132H190V133H193V135H191L190 133V135H191V137L193 136L194 138H196V136H198V135H200V133L198 132V130L200 131V127H201V129L202 128H207V127H209V122L207 121V120H209L208 118H207V120L205 121V123L204 122H202V123H200V124H195L194 122H196L195 121V117H194V120H193V116H194V114H195V110L196 109H199L200 110V112H199V114L202 112V110L204 111V107H206L210 102H207V104H205V103H203V104H205V106H202V108H200L201 107V105H202V102H204V98L206 97V98H212L213 99V97L212 96H214L215 94L217 95V92H216V87H213V85H211L210 84V86H209V88H208V85H209V82H210V80L209 79H212V74H215L216 72H217V70H219L220 68L218 67V66H220V64L218 63V60L217 61H215L214 60V56L216 55V54H214L215 53V51L216 50H219L222 46V50H223V52H227L225 49H233L232 47H229L230 46V44L229 43H231V42H227L226 40V38H228L229 39V33L231 32H228V28H232V27H229V26H231L230 24L231 23H228V18L230 17V16H228V18L227 17H225V18H223V16H221V14L223 13H221V11H224L225 12V10L227 9L228 10V7H230V5L232 6V3L234 2V1H232L231 2V0H207L208 1V7L206 6V4H207V2H206V0H204L205 2H206V4L205 5H202L203 7H204V9H200L201 11H204L205 13L203 14V12H201V14H203V15H201L200 16V10H199V16L198 15H196V14H193V21H195L196 22V24H195V22L194 23H192V20L189 22L190 24H194V25H190L189 23V25H187V21H185V25L187 26V27H192V26H196V28L194 27H192L191 29H186L187 27L184 25V27H185V32L183 31V32H179V33H181L182 35H183V38L180 40V37H182V35L181 34H179L178 32H174V31H177V29H175L174 28V30H173V27L171 26V27H168V25H167V27H166V25H165V28H167V29H165V28H163V29H165V32H164V35H163V30L161 29V27L159 28V29H161L162 30V32H159V34L157 33V35H152L151 33L153 32V31H155V30H153V28L154 29H156L155 27H152V28H150V29H152L153 31H151V32H149L151 35H149V33H148V35L145 37V35H144V33L145 32H147V29H149V27H151L152 25V23H155V21H156V19L158 18L159 19V16L161 15V18L163 17L164 19L166 18V16H168L169 17V19H170V17L171 16H173V17H175L174 15L176 14V9H174L173 8ZM175 1V0H174ZM204 1H201V3L203 4V2ZM240 1V2H239ZM244 2V3H242V2ZM25 2H26V0H25ZM30 4H29V3ZM27 3H24V1L23 0H0V15L1 14H3V18L1 17L0 19V38H3V39H0V40H2V41H5V42H7L8 44H5V46L6 45H8V46H14V49L15 50H17V47H16V44H19L20 43V40L21 39H23L24 37H22L23 36V32L24 31H29V30H27V28L28 27H30L31 28V24L34 26L35 24H34V22L37 24V26H38V24L41 22L40 20H38L39 19V17L40 18H42L43 16L45 17V19H42V20H46V23H47V18H46V16L45 15H42V13L44 12V13H46L47 11H49L50 10V8H49V10H47V11H44L43 10V6L45 5V4H43V2H42V0H29ZM61 2V1H60ZM71 2V3H72ZM85 2V1H84ZM83 2V0H82V3H84ZM92 1H90V4H92L91 3ZM97 2H101V1H98V0H93V5H94V3L96 4ZM103 2V1H102ZM101 2V3H102ZM137 2V1H136ZM177 2V1H176ZM236 2H237V0H236ZM263 2V0H238V3H242V4H244V5H247V6H245L246 7V10H247V13L245 12L246 10H242V9H244L243 8V6L244 5H242V4H240L242 7V9H240L241 10V12H239V13H241V14H243V15H241V17H240V15H238V13H235V14H237V16L239 17V18H244V16L246 15V17H251V20H252V22H253V16L252 15H254V14H256V12L255 11H257V9H258V4L260 5L261 3ZM71 3H69L68 2V5H70ZM72 3V4H73ZM231 3V4H230ZM71 4V5H72ZM76 4H74L75 5V7H76ZM85 4V3H84ZM130 4H131V2H130ZM175 4V3H174ZM179 4V3H178ZM43 5V6H42ZM62 5H64L63 3L61 4V6ZM73 5V6H74ZM97 5V4H96ZM96 5H94V7L96 6ZM103 5V4H102ZM229 5V6H228ZM234 5H235V3H234ZM237 5V4H236ZM239 5V6H240ZM47 6V5H46ZM46 6H44V7H46ZM58 6V5H57ZM67 6V3H65V7ZM178 6V5H177ZM177 6H176V8H177ZM238 6V7H239ZM48 7V6H47ZM65 7H63L62 6V10H63V8H64V11L67 13L68 12V8H66V10H65ZM68 7V6H67ZM93 7V8H94ZM96 7H98L99 8V5L98 6H96ZM202 7V8H203ZM205 7L206 8H208V10L206 9V11H205ZM237 7V8H238ZM42 8V9H41ZM80 7H78V9H77V12H78V10H83V9H79ZM97 8V9H98ZM223 8H225V10H222ZM262 8V11H263V7H261ZM47 9V8H46ZM100 9V8H99ZM113 9H115V8H113ZM120 9V8H119ZM57 10V9H56ZM85 10V9H84ZM102 11V13L104 12L103 11V8L101 9ZM104 10H105V8H104ZM117 10V9H116ZM124 10V9H123ZM226 10V11H227ZM238 11H239V8L237 9ZM261 10V9H260ZM260 10H259V12H260ZM71 11V10H70ZM174 11H176L175 13H174ZM236 11V10H235ZM237 11V12H238ZM59 12H61V11H59ZM58 12V13H59ZM72 12V11H71ZM107 12V11H106ZM113 11L111 10V13H112ZM197 12V11H196ZM228 12V11H227ZM80 13H82V12H80ZM98 13V12H97ZM102 13H100L101 15H102ZM109 13V12H108ZM110 13V14H111ZM114 13H116L115 11H114ZM123 13V12H122ZM193 13V12H192ZM197 13V14H198ZM226 13V12H225ZM41 14V15H40ZM69 14H71V13H69ZM78 14V13H77ZM165 14V15H164ZM169 14V15H168ZM180 14V13H179ZM179 14H177V15H179ZM227 14H229L230 15V13L228 12ZM248 14V15H247ZM258 14H260V13H258ZM50 15V14H49ZM58 15V14H57ZM65 15V14H64ZM104 15V14H103ZM105 15H107V13L105 14ZM113 15V14H112ZM171 15V16H170ZM177 15H176V18H177ZM195 15V16H194ZM222 15H224V14H222ZM232 15V14H231ZM48 16V15H47ZM59 16V15H58ZM108 16V15H107ZM118 16V15H117ZM120 16V15H119ZM165 16V17H164ZM180 16V15H179ZM183 16H186V15H183ZM188 16V18H190L191 19V17H189V14L187 15ZM197 16V18L196 19H198L197 21L196 20H194L195 19V17ZM236 16V15H235ZM237 16H236V19H237ZM50 17L51 16H48V18L50 19ZM55 17H56V15H55ZM54 17V18H55ZM64 17V16H63ZM70 17V16H69ZM112 18H113V16H111ZM125 17V16H124ZM123 17V18H124ZM180 17H182V15L180 16ZM256 18H257V15L255 16ZM68 18V17H67ZM66 18V19H67ZM111 18V19H112ZM116 18V17H115ZM120 18H121V16H120ZM176 18L175 19H173V18H171L172 20H171V22L173 21V26H174V21H175V24H176V22H177V20H176ZM187 17H186V19H188ZM232 18V17H231ZM239 18H238V20H239ZM53 18H51L50 20H52ZM59 19V18H58ZM61 19V18H60ZM110 19V18H109ZM108 19V20H109ZM111 19H110V21H111ZM157 19V20H158ZM178 19V18H177ZM189 19V20H190ZM201 19V22L199 21ZM224 19H226V20H224ZM228 19V20H227ZM233 19V18H232ZM62 20V19H61ZM104 20V19H103ZM105 20H106V18H105ZM116 20V19H115ZM179 20V19H178ZM181 20V19H180ZM185 20V19H184ZM183 20V21H184ZM255 20V19H254ZM33 21V22H32ZM39 22V23H37V22ZM49 21V20H48ZM53 21H55V19L53 20ZM56 21H58V20H56ZM165 21H167L166 19H165ZM231 21H233V20H231ZM230 21V22H231ZM62 22H63V20H62ZM90 22V21H89ZM116 22V21H115ZM168 22L170 23V20H168ZM181 22V21H180ZM244 21H242V23H243ZM247 22V21H246ZM105 23V22H104ZM117 23V22H116ZM115 23V24H116ZM158 23V22H157ZM155 24V26L156 25H158V24ZM179 23V22H178ZM183 23V22H182ZM228 23V24H227ZM240 23H241V21H240ZM245 23V22H244ZM243 23V24H244ZM250 23V22H249ZM48 24V23H47ZM51 24H53L52 22H51ZM58 24V23H57ZM101 24V23H100ZM123 24V23H122ZM208 24H209V26H208ZM226 24L228 25V26H226ZM243 24H242V26H237L238 27V29L240 30V28L241 27H243ZM27 25H29L28 27H26ZM49 25H50V23H49ZM59 25H60V23H59ZM111 25V24H110ZM151 25V26H150ZM236 25V24H235ZM240 25V24H239ZM248 25V24H247ZM250 25V24H249ZM107 26H108V24H107ZM107 26H106V28H107ZM119 26V25H118ZM175 26H177V24L175 25ZM174 26V27H175ZM252 27H253V25H251ZM39 27V28H38ZM36 29H33V32L35 31H39L38 33L40 34V32H41V27H40V24H39V26H38ZM52 27V26H51ZM61 27V26H60ZM109 27V26H108ZM116 27V26H115ZM164 27V26H163ZM197 27H198V30H197ZM235 27V26H234ZM246 27V25H244V28ZM249 27V26H248ZM256 27V26H255ZM43 28V27H42ZM59 28V27H58ZM86 28V27H85ZM103 28H105V26L103 27ZM110 28V27H109ZM171 28H172V31H171ZM29 29V28H28ZM89 29V28H88ZM196 31H195V30ZM235 29V28H234ZM246 29H249L250 30V27L249 28H245V30ZM255 29V28H254ZM158 30V29H157ZM156 30V31H157ZM170 30V31H169ZM180 30V29H179ZM182 30V29H181ZM187 30V31H186ZM189 30H191V31H189ZM244 30V29H243ZM252 30V29H251ZM32 31V30H31ZM81 31V30H80ZM117 31V30H116ZM169 33H168V32ZM235 31V30H234ZM241 31V30H240ZM240 31H237V32H239V33H241ZM248 31V30H247ZM33 32H31V33H33ZM60 32H62V31H60ZM122 32H120L121 34H122ZM187 32L189 33L188 35L190 36H188L189 37V39L188 38H186V34H187ZM250 32V31H249ZM252 32H253V30H252ZM252 32H250V33H252ZM31 33H30V35H31ZM50 33V32H49ZM53 33V32H52ZM57 33V32H56ZM80 33V32H79ZM84 33L86 34V32L84 31ZM106 33H108V32H106ZM174 33V34H173ZM178 34V38H177V42H176V40H175V38L177 37L176 36V34ZM183 33H186V34H183ZM236 33V32H235ZM235 33H234V35H235ZM239 33H238V35H239ZM258 33H260L259 31H258ZM257 32H256V35H257V37H256V35L254 34V38H258V36H260V34H258ZM263 33V32H262ZM261 33V34H262ZM27 34V32H25V35ZM38 34V35H39ZM43 34V33H42ZM81 34V33H80ZM153 34H154V32H153ZM156 34V33H155ZM191 34V35H190ZM231 34H233V33H231ZM253 34V33H252ZM252 34H250V35H248L247 36V34L246 35H244L243 34V32H242V35H244V37H242V36H240V38L237 36V37H235V38H239V41H238V39L236 40V43L235 44H237L238 43V47H236V49L234 48V53L233 54H235L234 56H235V58L237 59V61H238V71H237V77H236V79H237V81L235 82L236 84L235 85H237L236 86V90H237V99L236 98H234L235 100H237V102L235 103V104H242V103H245L246 101H248L249 102V104H251L252 106H253V109L252 110H254L253 112L255 113L254 115L256 116V117H254V124H253V128H254V130H257L260 126V124H262V123H264V70H262L261 71V69H260V75L259 74H256L255 75V73L253 72V69H254V67L252 66L251 67V61H249L248 60V58L251 60L254 56H256L257 57V55H255V53H253V51L254 52H256V53H258L257 52V50H261V52H260V54L258 53V55H260L261 56V62H263L264 63V47H263V45L262 46H255V45H253V41L255 42V44H256V39L254 40L253 39V36H252ZM30 35H28L27 34V36H25V38H27V37H30ZM33 35H37V33H34V34H32V36ZM49 35V34H48ZM53 35V34H52ZM55 35V34H54ZM92 35H94V34H92ZM179 35H180V37H179ZM184 35H185V37H184ZM263 36H264V34H262ZM51 36V35H50ZM148 36H154V37H156V42H155V40H154V45L155 46H153L151 49H150V51L151 52H153L154 54H155V56L156 57H154V58H156V60H157V65H158V67H160L161 69H159L160 70V72L162 71V73H160V74H156V72H154L153 70H154V68H152V66L150 67H148V65L149 64H147L145 67H143V66H141L140 67V69L139 70H137V69H135L136 67V65L138 64V65H142V63H138V62H140V59L142 58V52H143V54L145 53V56L149 53L148 51H146V48H145V50H141L140 51V47H144V46H147L149 43H147L148 41H147V37ZM174 36H176L175 38H174ZM232 36V35H231ZM236 36V35H235ZM246 36H247V41H245V38H246ZM252 37L251 38V40H249L250 39V37ZM16 37L19 39H17V40H15L16 39ZM22 37V38H21ZM36 37V36H35ZM38 37H40V36H38ZM42 37V36H41ZM40 37V38H41ZM69 37V36H68ZM119 37H117V38H119ZM241 37L243 38V39H241ZM262 37V36H261ZM13 38H14V40H13ZM24 38V39H25ZM34 38V37H33ZM32 38V39H33ZM50 38V37H49ZM54 38V37H53ZM58 38V37H57ZM78 38V37H77ZM85 38V37H84ZM116 38V39H117ZM151 38V37H150ZM5 39V40H4ZM10 39V40H9ZM28 39V38H27ZM48 39V38H47ZM63 39V38H62ZM85 39H87V38H85ZM154 39V38H153ZM188 42V43H186V42H184L183 43V41H185V40ZM188 39V40H187ZM226 39V40H225ZM234 39V38H233ZM232 39V41H235V40H233ZM7 40V41H6ZM11 40H13V41H15V42H13V43H11L12 41ZM31 40V39H30ZM38 40V39H37ZM51 41V39H48L47 41ZM115 40V39H114ZM117 40H119V39H117ZM183 40V41H182ZM229 40H231V39H229ZM9 41V42H8ZM25 41V40H24ZM39 41V40H38ZM37 41V42H38ZM41 41V40H40ZM178 41H182L181 43H179ZM238 41V42H237ZM257 41H258V39H257ZM259 41H261V38L259 39ZM258 41V42H259ZM262 41H263V39H262ZM26 42V41H25ZM28 42V41H27ZM34 42V41H33ZM46 42V41H45ZM78 43H79V41H77ZM87 42H88V40H87ZM116 42V41H115ZM153 42V41H152ZM151 42V43H152ZM227 42V44L229 45H227V44H225ZM264 42V41H263ZM35 43V45L36 46H34L33 44ZM32 45V49L30 50V45L27 47L28 48V50H29V53H28V55H26V54H24L23 52H25V50L27 49H25L23 52H21V54L23 55L24 54V59H25V57L27 56V61H28V59L30 58H36V59H41V60H44V59H46L48 56H50V57H52V59H53V57H55L56 56V54L58 55V52L56 51L55 53H53V52H51V50L49 49L50 47H51V45H50V43L48 42V44H46V45H43L42 43H43V38H42V45L40 44V46H39V44L38 43H36V42H34ZM52 43V42H51ZM54 43V42H53ZM70 43V42H69ZM179 43V44H178ZM186 43V44H185ZM224 43V44H223ZM261 43V42H260ZM3 45H4V43H2ZM10 44V45H9ZM12 44V45H11ZM21 44V43H20ZM31 44V43H30ZM71 44V43H70ZM73 44V43H72ZM147 44V45H146ZM232 44H233V42H232ZM234 44V45H235ZM262 44V43H261ZM47 45L49 46V48L47 47ZM65 44H63V46H64ZM99 45V44H98ZM221 47H220V46ZM227 45V46H226ZM25 46V43H24V45H23V47ZM27 46V45H26ZM25 46V47H26ZM224 46H226V47H224ZM233 46V45H232ZM235 46H237V45H235ZM19 47H21L22 49H24L23 47H22V45L21 46H19ZM34 47V48H33ZM42 47H47L48 49H45V48H42ZM219 48V49H216V48ZM228 47V48H227ZM140 48V49H139ZM257 48V49H256ZM14 49H10L11 50V52L12 51H14L13 53L15 54V50ZM21 49V50H22ZM99 49V48H98ZM230 49H229V52H227V54H229V56H230ZM61 50V49H60ZM71 50V49H70ZM256 50V51H255ZM18 51V50H17ZM19 51H20V49H19ZM78 51V50H77ZM220 51H221V49H220ZM10 52V53H11ZM84 52V51H83ZM98 52H99V50H98ZM148 52V53H147ZM219 52V51H218ZM218 52H216V53H218ZM17 53V52H16ZM12 54V53H11ZM20 54V55H21ZM81 54H83V53H81ZM98 54V53H97ZM101 54V53H100ZM213 54H214V56H213ZM254 54V55H253ZM17 55V54H16ZM20 55H18V56H20ZM85 55H87V54H85ZM253 55V56H252ZM72 56H73V54H72ZM77 56V55H76ZM108 56H109V54H108ZM228 56V55H227ZM232 56V55H231ZM65 57V56H64ZM71 57V56H70ZM69 57V58H70ZM107 57V56H106ZM217 58H219L220 56H216ZM216 57H215V59H216ZM250 57H252V58H250ZM49 58V57H48ZM74 58V57H73ZM91 58V57H90ZM89 58V56H88V59H90ZM110 58V61L112 62V60H111V56L109 57ZM108 57H107V59H109ZM153 58V56L151 57V58H149V59H152ZM154 58H153V60H154ZM221 58V57H220ZM222 58L224 59V57H223V54H222ZM225 58H227V57H225ZM231 58V57H230ZM255 58V57H254ZM21 60H23V58H20ZM58 59V58H57ZM62 60H63V57L61 58ZM65 59V58H64ZM92 59V58H91ZM90 59V60H91ZM102 59V58H101ZM103 59H104V56H103ZM229 59V58H228ZM234 59V58H233ZM263 59V60H262ZM32 60V59H31ZM40 60V61H41ZM59 60V59H58ZM75 60V59H74ZM85 60V61H84ZM143 60V59H142ZM202 60V61H201ZM230 60V59H229ZM247 60H248V65H246V62H247ZM255 60V59H254ZM14 61H17V60H14ZM26 61V60H25ZM39 61V62H40ZM65 61V60H64ZM104 61V60H103ZM145 61V60H144ZM177 61V62H176ZM221 61V60H220ZM225 61H226V59H225ZM228 61V60H227ZM232 61V60H231ZM260 60H258V62H259ZM19 62V61H18ZM32 62H35V61H33L32 60ZM31 62V63H32ZM37 62V61H36ZM50 62V61H49ZM66 62V61H65ZM107 62V61H106ZM109 62V61H108ZM203 62V63H202ZM253 62V61H252ZM255 62V61H254ZM254 62H253V64H254ZM26 63V62H25ZM43 63V62H42ZM51 63V62H50ZM79 63V64H78ZM81 63V64H80ZM89 63H91L90 65H89ZM94 63V62H93ZM199 63V64H198ZM202 63V64H201ZM205 63V64H204ZM223 63V62H222ZM226 63V62H225ZM250 63V64H249ZM17 64V63H16ZM23 64V63H22ZM176 64H178L179 66H177ZM198 64V65H197ZM201 64V65H200ZM33 65H35V64H33ZM137 65V66H138ZM174 65H175V67H174ZM203 65V66H202ZM226 65V64H225ZM256 65V64H255ZM263 65V64H262ZM23 66V65H22ZM24 66H25V64H24ZM27 66H29V65H27V63H26V67ZM31 66H32V64H31ZM93 66V67H92ZM181 66V67H180ZM200 66H201V68H200ZM257 66L258 65H256V68H257ZM264 66V65H263ZM19 67V66H18ZM17 67V68H18ZM64 67V66H63ZM62 67V70L64 69ZM139 67V66H138ZM172 67H174V69L172 68ZM176 67H178V68H176ZM216 67H218L219 69H217ZM28 68V67H27ZM34 68V67H33ZM104 68V67H103ZM111 68V69H110ZM149 68L150 69H152V71L151 70H149ZM179 68H181L180 70H179ZM204 68V70H202ZM237 68V67H236ZM247 68H250V71H248L249 69H247ZM29 69V68H28ZM39 69H40V67H39ZM56 69V68H55ZM66 69V68H65ZM107 69H109V70H107ZM135 69V70H134ZM175 69H177V71H178V73L179 74H177L176 75V70ZM200 69V70H199ZM215 69H217V70H215ZM31 70V69H30ZM59 70V69H58ZM137 70V71H136ZM172 70H174L175 71V75H173L172 73H174V71L173 72H171ZM198 70V73L196 72ZM214 70H215V72H214ZM24 71V70H23ZM61 71V70H60ZM64 71V70H63ZM66 71V70H65ZM65 71H64V73H65ZM200 71V72H199ZM203 71V72H202ZM224 71V70H223ZM236 71V70H235ZM248 71V72H247ZM257 71V70H256ZM29 72V71H28ZM38 72V71H37ZM59 72V71H58ZM181 72V73H180ZM196 74H195V73ZM25 73V72H24ZM60 73V72H59ZM59 73H57V74H59ZM226 74H224V75H227L228 73H227V71L225 72ZM257 73V72H256ZM41 74H39V75H41ZM230 74V73H229ZM31 75V74H30ZM52 75H54V72H53V74ZM51 75V76H52ZM62 75V74H61ZM199 77H198V76ZM205 75V76H204ZM219 75V74H218ZM28 76V75H27ZM202 76H204V77H202ZM37 77V78H38ZM197 77V78H196ZM202 77V79H200ZM207 77V78H206ZM32 78V77H31ZM204 78V79H203ZM214 78V77H213ZM220 78V77H219ZM218 78V79H219ZM222 78V77H221ZM230 78V77H229ZM254 78L256 79V80H254ZM33 79V78H32ZM52 79V78H51ZM205 79H207V80H209L208 81V83H207V86H206V83L205 82H207ZM235 79V80H236ZM198 80H201V81H198ZM202 80H205V82H203L202 83ZM213 80V79H212ZM217 80V79H216ZM215 80V81H216ZM227 80V79H226ZM234 80V78H233V81H235ZM26 81V80H25ZM28 81H29V79H28ZM33 81V80H32ZM55 81V80H54ZM254 81H256V82H259V83H261V86H262V93H263V96H262V94L260 95V96H262L261 98V100H262V103L263 104H261V102L259 101H257V99L255 100V98L257 97H254L253 96V92H254V90L252 89V87H253V83H254V86L256 87L257 86V84L255 85V83L256 82H254ZM213 82V81H212ZM218 83H219V81H217ZM174 83H177L176 84V86L175 85H173ZM201 83V84H200ZM211 83V82H210ZM217 83V84H218ZM259 83H258V85H259ZM25 83L23 82V85H24ZM56 84V85H55ZM178 84H179V86H178ZM204 84H205V86H204ZM213 84H214V82H213ZM186 85L189 87V88H187L186 87ZM197 85H199V87H203L202 88V90H201V88H199V87H197ZM203 85V86H202ZM234 85V84H233ZM174 86H175V89H174ZM184 86H185V88H184ZM215 86V85H214ZM32 87H33V85H32ZM35 87V86H34ZM195 87H197V89H195ZM258 87V86H257ZM24 88H26V87H24ZM134 88H140L141 90H143V89H146L147 91H149V92H147L145 95L144 94H140V97H138L137 95H136V97L135 96H133V97H131V91L134 89ZM173 88V89H172ZM182 88H183V90H182ZM199 88V89H198ZM207 88V89H206ZM218 88V87H217ZM184 89H188L187 91H185ZM190 89V90H189ZM194 89V91H192ZM208 89H210V90H208ZM213 89V90H212ZM261 89V88H260ZM40 90V91H39ZM175 90H177V92L175 91ZM179 90L180 91H182V92H179ZM196 90H198L197 92H196ZM199 90H201L200 92H199ZM206 90V91H205ZM208 90V91H207ZM227 90V89H226ZM256 90H258V89H256ZM255 90V91H256ZM34 91V90H33ZM173 91V92H172ZM186 92V93H189V92H191L190 94H186V93H184V92ZM189 91V92H188ZM202 91H203V93H202ZM204 91L206 92V93H204ZM223 91V90H222ZM235 91V90H234ZM22 92V91H21ZM27 92V91H26ZM172 92V93H171ZM193 92H194V94H193ZM200 94H199V93ZM208 92V93H207ZM209 92H210V96H208L209 95ZM216 92V93H215ZM226 92V91H225ZM145 93V92H144ZM169 93H171V94H173V96L170 94L169 95ZM201 93H202V95H203V97L201 96ZM213 93V94H212ZM222 93V92H221ZM220 93V94H221ZM135 94V93H134ZM161 94H163V99H162V97L160 96ZM165 94H167V96L165 95ZM176 94H179V95H176ZM181 94V95H180ZM186 94V96H184ZM196 94V95H195ZM212 94V95H211ZM122 96V98H119L120 96ZM149 95H151V97L149 96ZM168 95L171 97L172 96V98H170V97H168ZM175 95V96H174ZM197 95H199L198 97H197ZM205 95V96H204ZM255 95V94H254ZM259 95V94H258ZM24 96V95H23ZM117 96V97H116ZM130 96V97H129ZM164 96L167 98L168 97V99H167V101H166V98H164ZM189 96V98H187ZM190 96H193V97H197L196 99H194V98H190ZM203 98H201V97ZM217 96H219V94L217 95ZM222 96H223V94H222ZM30 97V96H29ZM114 97H115V99H114ZM125 97V98H124ZM152 98V99H150V98ZM158 97H160V98H158ZM179 97V99H177V101L178 100H180V102H181V105H180V102H178L179 103V106H181V108H182V110H179V107L177 106L178 105V103H176L177 101H175V103H173L174 102V100L176 99V98H178ZM182 97H183V100H182ZM184 97H185V99H184ZM220 97V96H219ZM218 97V98H219ZM259 97V96H258ZM113 98V99H112ZM117 98H119V99H122V101L120 102L119 100V102H117L116 101V99ZM127 98V99H126ZM223 98V97H222ZM150 99V100H149ZM154 99H156V100H154ZM108 100H112V101H109V103H108ZM123 100H125V101H123ZM152 100V101H151ZM173 100V105H172V103H171V101ZM197 100V102H195ZM200 100V101H199ZM214 100V99H213ZM213 100H212V102H211V104L212 103H215V102H213ZM216 100V99H215ZM214 100V101H215ZM20 101V100H19ZM106 101H107V104H108V108L110 107L111 109H108V111L110 112V114H108V116H107V118H105V120L107 121V125H110V124H108V121H109V123H114V124H116V125H118V128H119V126H120V128L119 129H116V132H117V130H118V132H117V134H116V132L114 133V135L115 136H117L118 137V139H119V141H117L118 143H114V142H112V140H111V137H112V139H114L115 137H114V135L112 134V136L110 137V136H107V135H109V134H107L106 135V133H108L107 131L106 132H102L104 135H100L101 133H100V130H101V128H100V130H99V123H101V122H103L104 121V117L106 116V115H104V117H103V115H101L102 113V109L103 108H105V107H103L102 105L104 104V103H102V102H105V104H104V106H106ZM159 101H161L162 102V105H161V102L159 103ZM164 101H166V102H164ZM170 102V103H167V102ZM211 101V100H210ZM257 101V102H256ZM111 102H115V105H116V108H115V105H113ZM150 102H152V103H150ZM154 102V103H153ZM26 103V102H25ZM111 103V104H110ZM116 103H118V105L120 104V103H122V108L124 107V108H128L129 109V111H130V114H126V109H124V111H125V113H124V111H123V109L121 110V111H119V110H117L118 109V105L116 104ZM157 103V104H156ZM200 103V104H199ZM217 103V102H216ZM219 103V102H218ZM233 103V102H232ZM22 104H23V102H22ZM153 104V106H151ZM195 104H196V106H195ZM234 104V103H233ZM34 105H36V104H33V106ZM176 105V106H175ZM222 105V104H221ZM21 106V105H20ZM31 106V105H30ZM173 106V107H172ZM184 108H183V107ZM195 106V107H194ZM200 106V107H199ZM35 107V106H34ZM103 107V108H102ZM120 107V106H119ZM176 107V108H175ZM190 107V108H189ZM187 109V111L190 113V110H193V112L194 113H192V114H189V113H187V111H186V109ZM218 108V107H217ZM239 108V107H238ZM242 108V107H241ZM241 108H239V111H240V109ZM183 109H185L184 111H183ZM220 109V108H219ZM243 109V108H242ZM22 110H24V109H22ZM102 110V111H101ZM111 110V111H110ZM175 110H176V112H175ZM206 110H207V113H202V115L203 114H206V115H210L209 113H208V109H207V107H206ZM205 110V111H206ZM244 110H245V108H244ZM173 111V112H172ZM180 113H179V112ZM223 111V110H222ZM172 112V113H171ZM183 114H182V113ZM196 112H198V110H196ZM129 113V112H128ZM179 115H178V114ZM186 113V114H185ZM245 113H246V111H245ZM244 113V114H245ZM25 114V113H24ZM173 114H175V115H178L180 118H178L179 120H180V122H179V124H178V119H176V116L175 115H173ZM199 114H197V116L199 115ZM237 114H238V111H237ZM241 114V113H240ZM243 114V115H244ZM191 115H193V116H190ZM242 115V116H243ZM175 117V118H173V117ZM177 116V117H178ZM187 116H189V119L187 118ZM196 116V115H195ZM204 116V115H203ZM211 116V115H210ZM248 116H250V115H248ZM1 117V116H0ZM3 117H4V115L2 116V119H3ZM167 117V118H166ZM169 117H170V120L171 121H169V124L166 122V120L165 119H168L169 120ZM171 117L173 118V119H175V121H177V122H174V120L173 119H171ZM200 117V116H199ZM6 118V117H5ZM192 118V122H190V119ZM243 118V117H242ZM253 118V117H252ZM162 119H163V121H162ZM187 119H188V121H187ZM196 119H197V117H196ZM200 119H201V117H200ZM220 119H222V118H220ZM5 120V119H4ZM20 120V119H19ZM29 120V119H28ZM32 120V119H31ZM2 120H0V122H1ZM166 122V124H163V123H160V122ZM5 122H6V120H5ZM13 122H14V120H13ZM32 122V121H31ZM172 122H174L173 124H172ZM182 122V123H181ZM198 122V121H197ZM208 122V124H206ZM211 122V121H210ZM214 122H215V120H214ZM172 125H171V124ZM176 123V124H175ZM190 123H194V125L197 127V129L194 127V130H193V127H192V125L193 124H190ZM203 123H204V125H203ZM212 123V122H211ZM210 123V124H211ZM224 123H225V121H224ZM249 123V122H248ZM16 124H17V122H16ZM167 124H168V126H167ZM188 124H190V125H188ZM213 124V123H212ZM19 125V124H18ZM24 125V124H23ZM106 125V124H105ZM115 125V126H116ZM160 125V126H159ZM169 125H170V127H169ZM189 127H188V126ZM200 127H199V126ZM206 125V126H205ZM114 126V125H113ZM114 126V127H115ZM163 126H167V130L170 128V129H177V131H174L173 130V136L170 134L171 132H170V130H164L163 128H165V127H162ZM172 126H174L173 128H172ZM192 128H191V127ZM203 126V127H202ZM212 127H213V125H211ZM237 126H238V123H237ZM30 127V126H29ZM103 127V126H102ZM107 127H109L110 128V126H107ZM199 127V128H198ZM214 127H215V125H214ZM213 127V129H215ZM21 128V127H20ZM111 128H112V126H111ZM191 128V130H192V132H191V130H189ZM219 128H221V127H219ZM115 128H113V130H114ZM166 129V128H165ZM197 130V132H195L196 130ZM216 129H217V127H216ZM215 129V130H216ZM17 130H18V128H17ZM23 130V129H22ZM99 130V131H98ZM207 130V129H206ZM205 130V131H206ZM210 130V129H209ZM212 130V129H211ZM215 130H213L214 132H215ZM112 131V130H111ZM172 131V130H171ZM203 131V130H202ZM212 131V132H213ZM218 131H220V130H218ZM222 131H223V129H222ZM221 131V132H222ZM113 132V131H112ZM166 132V133H165ZM168 132V133H167ZM175 132H177L176 134H175ZM206 132H208V130L206 131ZM259 132H260V130H259ZM262 132V131H261ZM20 133V132H19ZM24 133V132H23ZM28 133L26 132V134H27V136L30 138V134L28 135ZM100 133V134H99ZM197 133H199V134H197ZM219 133V132H218ZM25 134V135H26ZM110 134V135H111ZM166 134V135H165ZM170 136H169V135ZM213 134V133H212ZM22 135V134H21ZM106 135V136H105ZM168 135V136H167ZM185 134L183 133V135H181V137L182 138H184V140L183 141H185L184 143H185V146H187L189 149H192V150H187L188 152L187 153H189V155L191 154V152L193 153L192 155H190V157H192L191 159H194V160H196L197 158H196V156L198 155L199 156V150H202L203 151V153L205 152V154H206V156L208 155L207 154V151H208V153H209V151H211L212 152V154H214V155H216V158H217V156H218V154H215V153H213V147H211V148H209V144L211 143L210 141H209V139H207L206 137V139H204V138H202V137H204V136H206V133H205V135L203 136L202 134L200 135L201 137H199V140H198V142H197V140H195L194 141V139H192V141H194L195 142V144H194V142H193V144H192V141H190L191 143L190 144H188L189 143V141L186 143V141H187V137H183ZM194 135H196V136H194ZM208 135V134H207ZM35 136V137H34ZM165 136V137H164ZM173 138H172V137ZM208 136H210L211 138H213L212 136H211V134L210 135H208ZM207 136V137H208ZM17 137V136H16ZM117 137H116V139H117ZM168 137H169V140L171 139L173 142H171L170 141V143L168 142ZM180 137V135L178 134V136H177V140H178V138ZM219 137V136H218ZM217 137V138H218ZM28 138V139H29ZM182 138H179V141L181 142L182 141ZM186 138V139H185ZM190 138V137H189ZM209 138V137H208ZM26 139H27V137H26ZM25 139V140H26ZM109 139H110V141L112 142V144H114V146L111 144V142H109ZM116 139L115 140H113V141H116ZM117 139V140H118ZM175 139V140H176ZM181 139V140H180ZM191 139V138H190ZM200 139H204V141H201ZM215 139V138H214ZM218 139H220V137L218 138ZM12 140V139H11ZM207 140V141H206ZM212 140V139H211ZM221 140V139H220ZM21 141V140H20ZM206 142L205 143V145L208 147V148H206V146H204V150L202 149V144H204V143H202L201 144V142ZM223 141V140H222ZM16 142V141H15ZM23 142V141H22ZM179 142V143H180ZM197 142V143H196ZM200 142V143H199ZM207 142H210V143H207ZM214 142H215V140H214ZM216 142H220V141H216ZM182 143V142H181ZM181 143H180V145H181ZM184 143H182V146H184ZM223 143V142H222ZM192 144V145H191ZM213 144V143H212ZM211 144V145H212ZM215 144V143H214ZM213 144V145H214ZM217 144V146H218V143H216ZM215 144V145H216ZM11 145V144H10ZM24 145V144H23ZM26 145V144H25ZM191 146V148H190V146ZM144 146H146L147 147V149H145V151L147 152V153H145L143 150V152L142 151H140L139 149H141L142 147L143 148H146V147H144ZM172 146V147H171ZM216 146V147H217ZM221 148H222V146L221 145H219ZM218 146V147H219ZM19 147H20V145H19ZM187 147H184V148H187ZM21 148V147H20ZM142 148V149H143ZM183 148V149H184ZM220 148V149H221ZM31 149H33V150H31ZM205 149H209V150H205ZM184 150H186V149H184ZM184 150H183V152H184ZM216 150V148L214 149V151ZM166 151H167V153H166ZM173 152L172 154L170 153V152ZM198 152V154L196 155V153L195 152ZM22 153V152H21ZM166 153V154H165ZM185 154H186V151L184 152ZM202 152H201V154L200 155H202V156H205L204 154H203ZM103 154V155H102ZM110 154H112L111 156H110ZM165 154V155H164ZM194 154L196 155V156H194ZM222 154V153H221ZM220 154V155H221ZM170 155V157H168ZM182 155H183V153H182ZM188 155V154H187ZM219 155V156H220ZM90 156H92V157H90ZM171 157V158H174L175 159V157ZM202 156H199V157H202ZM210 156V155H209ZM218 156V157H219ZM79 157H81L82 158V160L79 158ZM89 157V158H88ZM184 157H185V155H184ZM213 157V156H212ZM79 158V159H78ZM85 158V159H84ZM92 158V159H91ZM165 158V159H166ZM207 158H208V156H207ZM209 158H211V157H209ZM214 158H215V156H214ZM216 158H215V160H214V162L215 161H217V160H219V158L216 160ZM14 159V158H13ZM86 159H88V160H86ZM100 159V158H99ZM112 159V158H111ZM114 159H112V160H114ZM161 159V162L159 163V160ZM164 159V160H165ZM199 160H201V161H203L202 159H203V157H202V159H200V158H198ZM206 159V158H205ZM69 162H68V161ZM81 160V161H80ZM89 160H90V162H89ZM94 160V159H93ZM111 160V161H112ZM170 160H172V159H170ZM190 160V159H189ZM15 161V160H14ZM67 161V162H66ZM77 161H79V162H77ZM86 161V162H85ZM88 161V162H87ZM96 161V160H95ZM102 161V160H101ZM169 161V160H168ZM188 161V160H187ZM197 161V160H196ZM209 162H210V160H208ZM64 162V163H63ZM113 162V161H112ZM188 162H190V161H188ZM193 163H194V161H192ZM192 162H190L191 164H193ZM206 162L207 161H204V164H206ZM92 163V162H91ZM98 163V162H97ZM110 163V162H109ZM160 165H159V164ZM197 163V162H196ZM208 163V162H207ZM212 164H213V160H212V162H211ZM72 164V163H71ZM150 164V163H149ZM164 164H165V162H164ZM208 164H210V163H208ZM207 164V165H208ZM217 164V163H216ZM26 165H29V164H26ZM77 165V164H76ZM80 165H78L80 168L82 167V166H84V165H82V166H80ZM146 165V164H145ZM152 165V164H151ZM154 165V164H153ZM219 165V164H218ZM77 166V168H79ZM141 166V167H140ZM154 166V167H155ZM190 166V165H189ZM196 166H197V164H196ZM203 166V165H202ZM201 166V167H202ZM212 166V165H211ZM210 166V167H211ZM35 167V166H34ZM37 167V166H36ZM41 167V168H42ZM72 167V166H71ZM75 167V166H74ZM94 167V166H93ZM137 167H139V169L137 170ZM153 167V166H152ZM192 166H190V168H191ZM193 167H194V165H193ZM203 167H206V166H203ZM202 167V168H203ZM208 167H209V165H208ZM213 168L215 167V165L214 166H212ZM26 168V167H25ZM32 168V167H31ZM38 168H40V167H38ZM37 168V169H38ZM50 168H51V170H50ZM102 168V167H101ZM196 168H198V167H194V169H196ZM213 168H211V169H213ZM27 169V168H26ZM74 169H76V168H74ZM83 169V168H82ZM112 169H113V167H112ZM152 169V168H151ZM155 169H154V171H155ZM206 169H207V167H206ZM205 169V170H206ZM14 170V169H13ZM27 170H29V169H27ZM32 170V169H31ZM35 170V169H34ZM79 170V169H78ZM18 171V170H17ZM38 171L40 172L41 170H39L38 169ZM62 171V172H63ZM83 171V170H82ZM112 171H114V169L112 170ZM141 171H143V169L141 170ZM157 171H158V169H157ZM207 171H209V170H207ZM16 172V171H15ZM34 172V171H33ZM37 172V171H36ZM36 172H35V175H37L36 174ZM44 172V171H43ZM47 172V173H48ZM54 172V171H53ZM59 172V171H58ZM61 172V173H62ZM76 172V171H75ZM84 172V171H83ZM117 172H116V174H117ZM12 173V172H11ZM32 173V172H31ZM77 173V172H76ZM210 173V172H209ZM216 173V172H215ZM12 174H14V173H12ZM11 174V175H12ZM28 174V173H27ZM41 174H43V173H41ZM45 174H46V172H45ZM70 174V173H69ZM104 174V173H103ZM141 174H143L142 172H141ZM47 175V174H46ZM48 175V176H49ZM67 175V174H66ZM72 175H74L73 174V172H72ZM91 175H93V174H91ZM63 176H64V174H63ZM83 176V175H82ZM90 176V175H89ZM142 176V175H141ZM28 177V176H27ZM71 177V176H70ZM36 178H38V177H36ZM36 178H34L35 179V181L36 180H38L39 181V179H36ZM47 178V177H46ZM84 178H85V176H84ZM11 179V178H10ZM27 179V178H26ZM34 179H28L30 182H31V184H33V185H36V184H34L35 183V181H34ZM64 179H65V177H64ZM81 180H82V178H80ZM140 179V181H141V178H139ZM7 180V179H6ZM5 180V181H6ZM27 180V181H28ZM69 180H70V178H69ZM80 180V181H81ZM28 181V182H29ZM85 181V180H84ZM83 181V182H84ZM143 181V180H142ZM146 181V180H145ZM150 182H151V179L149 180ZM153 181V180H152ZM89 182V183H90ZM134 182H136V183H134ZM149 182V183H150ZM2 183H4V181L2 182ZM37 183V182H36ZM85 183V182H84ZM142 183V182H141ZM141 183H140V185H141ZM5 184V183H4ZM14 184V183H13ZM39 184V183H38ZM3 185V184H2ZM137 185H135L136 187H137ZM144 186L146 185V184H143ZM142 185V186H143ZM148 185V184H147ZM40 186V187H41ZM83 186V185H82ZM134 186V187H135ZM144 186H143V188H144ZM151 186V185H150ZM4 187V186H3ZM37 187V186H36ZM43 187H44V189H43ZM99 187H101V186H99ZM98 187V188H99ZM106 186L104 185V188H105ZM135 187V188H136ZM143 188H141V189H143ZM41 189H43L42 191H41ZM106 189H107V187H106ZM109 189V188H108ZM145 189V188H144ZM101 190V189H100ZM99 190V191H100ZM103 190V189H102ZM110 190V189H109ZM108 190V191H109ZM112 190V189H111ZM135 190V189H134ZM138 190V189H137ZM107 191V192H108ZM113 191V190H112ZM112 191H110V192H112ZM144 191V190H143ZM135 192H136V190H135ZM139 192H141L142 193V190L141 191H139ZM148 192V191H147ZM4 193V192H3ZM116 193V192H115ZM137 194H138V191L136 192ZM117 194V195H118ZM1 195V194H0ZM6 195V196H7ZM104 195V194H103ZM145 195V194H144ZM143 196V195H142ZM2 197V196H1ZM0 197V198H1ZM127 197V196H126ZM102 199V201L101 200H99V199ZM3 200H5L4 199V197L2 198ZM72 199V198H71ZM153 199V198H152ZM47 201V203L49 204L48 206L49 207H47V203H46V201ZM77 200V199H76ZM80 200L79 201H77V202H79L80 203ZM107 200V199H106ZM110 200H111V198H110ZM121 200V199H120ZM155 200H156V198H155ZM108 201V200H107ZM106 201V202H107ZM113 201V200H112ZM118 201V200H117ZM105 202V201H104ZM114 203H115V201H113ZM153 202V201H152ZM100 203H98V204H100ZM136 203H138V202H136ZM133 204V203H132ZM69 205H71V204H69ZM80 205V206H81ZM137 205V204H136ZM50 206L52 207V209L54 208V207H56V209L59 207L60 208V206L62 207V206H64L65 208H67V209H64V210H66V212H68L69 211V216H71V218H74V220L73 219H71L72 221H70V222H72V223H74V221H76V224H74V226L72 225V227L71 228H69L68 227V225L70 224H72V223H66V225H65V223L63 224H61L60 223V221L58 220V218H57V220H56V218H51V219H47V218H44V216H43V213H44V215H46L45 213V209L46 208H50ZM75 206H76V204H75ZM100 206V205H99ZM1 207V206H0ZM106 207H108L107 205H106ZM118 207V206H117ZM101 208V207H100ZM115 207H113V209H114ZM62 209V208H61ZM80 209V210H79ZM83 209V211L81 212V210ZM113 209H110V212L111 213H116V212H114L113 211ZM118 209H120V208H118ZM45 210V211H44ZM60 210V209H59ZM63 210V211H64ZM90 210V211H91ZM95 210H97V211H95ZM115 210L117 211V208H115ZM62 212V211H61ZM123 212V211H122ZM52 213V212H51ZM58 213V212H57ZM65 213V212H64ZM72 213V214H71ZM84 213H86V214H84ZM100 213H102V215L100 214ZM109 213V212H108ZM119 213V212H118ZM117 213V214H118ZM110 214V213H109ZM109 214H108V217H109ZM122 214V213H121ZM64 215V214H63ZM105 215V214H104ZM58 216V215H57ZM101 216V217H100ZM111 216H113L112 214H111ZM119 216V215H118ZM53 217H55V216H53ZM104 217V216H103ZM102 217V219H104ZM108 217H107V219H108ZM119 218V217H118ZM123 218H125V217H123ZM65 220V219H64ZM111 220H113V218L111 219ZM110 220V221H111ZM132 220V219H131ZM103 221H105V219L103 220ZM108 221V220H107ZM125 221V220H124ZM5 222V220H4V223H6ZM68 222V221H67ZM113 222V221H112ZM126 223H127V221H125ZM131 222V221H130ZM136 222V221H135ZM125 225H124V224ZM2 224H3V222H2ZM68 224V225H67ZM69 225V226H70ZM133 225V224H132ZM88 226V228L86 229L85 227H87ZM90 226V227H89ZM1 229V228H0ZM68 229H69V231H68ZM83 229H85V230H83ZM96 230L97 232H95V231H92V230ZM36 230V229H35ZM39 230V229H38ZM48 230V231H49ZM75 230V231H74ZM89 230H88V232H89ZM37 231V230H36ZM111 231V232H110ZM133 231V232H132ZM140 231V230H139ZM53 232V231H52ZM68 232V233H67ZM87 232V231H86ZM116 232V233H115ZM109 233L111 234V236H109ZM115 233V235L117 236V235H119L117 238L115 237V235H113L114 237H115V241H114V243L113 242H111V240H112V238L111 237H113L112 236V234H114ZM60 234H59V236H60ZM89 234V233H88ZM87 234V237L88 236H90L91 237V234L90 235H88ZM108 234V235H107ZM137 234V233H136ZM135 234V235H136ZM85 235V233L83 234V236ZM95 235V234H94ZM129 235V236H128ZM134 235V236H135ZM52 236V235H51ZM51 236H49V237H51ZM57 236V235H56ZM62 236V235H61ZM63 236H65V235H63ZM72 236V235H71ZM70 236V237H71ZM107 236H109L108 237V239L106 238ZM120 236H122L121 237V239H120ZM3 237L1 236L0 237V246L3 244V241H4V239H3ZM30 237V236H29ZM48 237V238H49ZM54 237V236H53ZM69 237V238H70ZM74 237V236H73ZM89 237V240H91V238ZM99 237H100V239H99ZM107 239H105V238ZM113 237V238H114ZM137 237V236H136ZM31 239H32V237H30ZM48 238H47V240H48ZM55 238V237H54ZM61 238L62 237H60V240H61ZM66 238V237H65ZM86 238V237H85ZM102 238H103V240H102ZM109 238L111 239L110 240V242H108L109 241ZM126 238H124L125 240H126ZM42 239H44V238H42ZM49 239H51V238H49ZM57 239H59V238H57ZM64 239V238H63ZM66 239H68V238H66ZM124 239L122 240V241H124ZM139 239H140V237H139ZM19 240V239H18ZM28 240H29V238H28ZM40 240V239H39ZM72 240V239H71ZM76 240V239H75ZM83 240V239H82ZM87 240V239H86ZM102 241L101 243L99 242V241ZM105 240H106V242H105ZM42 241V240H41ZM56 241V240H55ZM77 241H78V239H77ZM137 241V240H136ZM5 242V241H4ZM7 242V241H6ZM4 243V245L5 244H8V243ZM12 242V241H11ZM22 242V241H21ZM48 242V241H47ZM46 242V243H47ZM130 242V241H129ZM2 243V244H1ZM26 243V242H25ZM24 243V244H25ZM38 243V242H37ZM44 243V242H43ZM53 243V242H52ZM58 243H59V241H58ZM65 243V242H64ZM82 243H84V242H82ZM112 243H113V246H112ZM138 243V242H137ZM10 244V243H9ZM13 242H12V245H10V246H12L13 247ZM54 244H56V242L54 243ZM68 244V243H67ZM87 244H89V243H87ZM94 244H96V246L94 245ZM121 244V243H120ZM134 244H136V243H134ZM19 245V247L21 246L20 244H18ZM49 245V244H48ZM47 245V246H48ZM114 245H116V247H114ZM122 245V244H121ZM139 245V244H138ZM147 245V244H146ZM149 245H151V244H149ZM23 246V245H22ZM25 246H26V244H25ZM24 246V247H25ZM51 246H53V244L51 245L50 244V247ZM57 246V245H56ZM67 246H69V245H67ZM130 246V245H129ZM148 246V245H147ZM2 247H4V246H2ZM5 247H7V245H5ZM18 247V246H17ZM29 247V246H28ZM66 247V246H65ZM72 247V246H71ZM85 248H86V246H84ZM83 247V248H84ZM140 247V246H139ZM1 248V247H0ZM21 248V247H20ZM19 248V249H20ZM36 248H37V246H36ZM79 248V247H78ZM130 248V247H129ZM131 248H133V247H131ZM9 249V248H8ZM12 249V248H11ZM44 249H46V248H44ZM53 249H55V247L54 248H52V250ZM64 249V248H63ZM77 249V248H76ZM75 249V250H76ZM80 249V248H79ZM148 249V248H147ZM2 250H3V248H2ZM41 250V249H40ZM52 250H50V253H51V251ZM56 250V249H55ZM58 250V249H57ZM69 250V249H68ZM74 250V249H73ZM123 250V249H122ZM11 251V253H12V251H13V249L12 250H10ZM32 251V250H31ZM42 251V250H41ZM48 251H49V249H48ZM84 251H85V249H84ZM132 251V250H131ZM3 252V251H2ZM43 252V251H42ZM45 252V251H44ZM43 252V253H44ZM136 252V251H135ZM146 252V251H145ZM151 252V251H150ZM158 252V251H157ZM156 252V253H157ZM36 253V252H35ZM124 253H126V251L124 252ZM133 253V252H132ZM144 253V251L142 252V254ZM154 253V252H153ZM0 254H2V253H0ZM15 254V253H14ZM59 254V253H58ZM62 254V253H61ZM126 254H128V252L126 253ZM148 254V253H147ZM146 254V255H147ZM149 255H151L150 253H149ZM17 256V255H16ZM20 256V255H19ZM24 256V255H23ZM139 257V256H138ZM152 257V256H151ZM155 257V256H154ZM160 257H162V256H160ZM0 258H1V256H0ZM2 258H4V257H2ZM16 258V257H15ZM125 260H124V259ZM131 258V257H130ZM133 258V257H132ZM150 258V257H149ZM159 258V257H158ZM157 258V259H158ZM163 258V257H162ZM162 258H161V260H162ZM8 259V258H7ZM10 259V258H9ZM13 259V258H12ZM17 259V258H16ZM25 259V258H24ZM29 259H31L32 260V258H29ZM80 259V258H79ZM138 259V258H137ZM147 259V258H146ZM152 259V258H151ZM156 259V258H155ZM157 259H156V261H157ZM160 259V258H159ZM164 259V258H163ZM30 260V261H31ZM41 260V259H40ZM44 260V259H43ZM57 260H58V258H57ZM66 260H68V259H66ZM100 260H102L104 263H102V261H100ZM129 260V259H128ZM132 260V259H131ZM19 261V260H18ZM22 261V260H21ZM30 261H29V263H30ZM38 261V260H37ZM42 261V260H41ZM75 261H77L76 259H75ZM15 262V261H14ZM33 261H31V263H32ZM66 262V261H65ZM70 262H72V261H70ZM134 262V261H133ZM164 262V261H163ZM5 263V262H4ZM27 263H28V260H27ZM41 263V262H40ZM62 263V262H61ZM75 263V262H74ZM77 263V262H76ZM126 263V262H125ZM125 263H123V264H125ZM130 263V262H129ZM0 264H3V263H0ZM33 264V263H32ZM51 264V263H50ZM57 264V263H56ZM132 264V263H131ZM138 264V263H137ZM142 264V263H141ZM153 264V263H152Z\"/></svg>",
  "mask_w": 264,
  "mask_h": 264
}]
</instances>
